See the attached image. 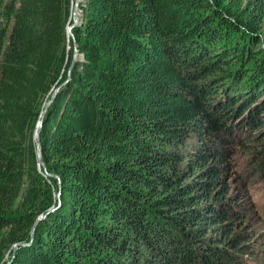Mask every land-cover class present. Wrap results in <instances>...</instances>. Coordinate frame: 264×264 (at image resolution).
Wrapping results in <instances>:
<instances>
[{
    "label": "trees",
    "instance_id": "1",
    "mask_svg": "<svg viewBox=\"0 0 264 264\" xmlns=\"http://www.w3.org/2000/svg\"><path fill=\"white\" fill-rule=\"evenodd\" d=\"M73 7L0 0V264H245L224 154L257 130L264 173V0H79L69 44Z\"/></svg>",
    "mask_w": 264,
    "mask_h": 264
},
{
    "label": "rangeland",
    "instance_id": "2",
    "mask_svg": "<svg viewBox=\"0 0 264 264\" xmlns=\"http://www.w3.org/2000/svg\"><path fill=\"white\" fill-rule=\"evenodd\" d=\"M74 11L78 16L79 11L73 9ZM69 35L67 41L70 44L72 36L68 32ZM262 116L264 117V115ZM257 133V130L252 132V141L244 139L243 143L246 142L244 147L235 145L234 143L238 140L237 137L233 138L232 144L228 145L229 149L224 154L226 156L224 164L235 165L238 170V177L232 172L226 174L225 190L228 195L239 194L240 199L238 198L239 203L237 204H243L245 207L240 216L231 220L234 232L243 230L247 233V240H243L248 244V247L245 248L248 251L247 255L245 253L248 256V259L244 261L245 264H264V173L257 176L256 169L251 166L247 168L252 154L258 149L259 141L257 139L260 137H257ZM254 134L256 139L253 137ZM255 175L256 177L253 178Z\"/></svg>",
    "mask_w": 264,
    "mask_h": 264
},
{
    "label": "water",
    "instance_id": "3",
    "mask_svg": "<svg viewBox=\"0 0 264 264\" xmlns=\"http://www.w3.org/2000/svg\"><path fill=\"white\" fill-rule=\"evenodd\" d=\"M78 2H79V0H74V7H73L74 10L77 9V7H78ZM71 18H73V19H72L73 21H72V23L68 26V28H67V32H69V33L71 34V36H72V41L74 42V37H73V34H72V28L75 26V24H76V22H77V20H78V18H77V14H76L75 11L72 12V16H71ZM76 51H77V49H76V46H75V44H74V55H73V58L76 56ZM58 89H59V87H57V88L54 89V91H53V93H52L50 99H49V100L45 103V105H44V110H43V112H45L46 107L51 103V101H52L53 98L55 97L56 93L58 92ZM41 126H42V117H40V119L38 120V122H37V126H36V129H35V132H34V140H35V142H36V148H37V157H38L39 163H40V165L42 166L43 171L45 172V174L48 175V176H51V177H55V178L57 179L58 183H60V179H59V177H58L57 175H54V174H52V173H49V172L47 171V169H46V166H45L44 162H43L42 159H41V155H40V145H39V139H38V137H39V132H40V129H41ZM59 187H60V185H59ZM58 194H59V193H58ZM15 246H16V245H15Z\"/></svg>",
    "mask_w": 264,
    "mask_h": 264
},
{
    "label": "bare ground",
    "instance_id": "4",
    "mask_svg": "<svg viewBox=\"0 0 264 264\" xmlns=\"http://www.w3.org/2000/svg\"><path fill=\"white\" fill-rule=\"evenodd\" d=\"M75 10H77V9H75ZM73 21V20H72Z\"/></svg>",
    "mask_w": 264,
    "mask_h": 264
}]
</instances>
